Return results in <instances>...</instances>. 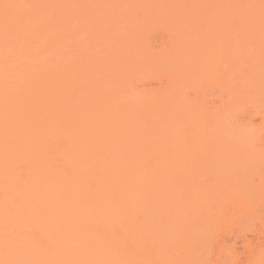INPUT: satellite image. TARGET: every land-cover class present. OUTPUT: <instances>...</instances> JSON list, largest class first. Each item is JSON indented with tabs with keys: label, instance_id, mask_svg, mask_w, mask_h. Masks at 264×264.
I'll use <instances>...</instances> for the list:
<instances>
[{
	"label": "bare ground",
	"instance_id": "1",
	"mask_svg": "<svg viewBox=\"0 0 264 264\" xmlns=\"http://www.w3.org/2000/svg\"><path fill=\"white\" fill-rule=\"evenodd\" d=\"M7 2L42 7L0 17V260L261 264V0Z\"/></svg>",
	"mask_w": 264,
	"mask_h": 264
},
{
	"label": "snow or ice",
	"instance_id": "2",
	"mask_svg": "<svg viewBox=\"0 0 264 264\" xmlns=\"http://www.w3.org/2000/svg\"><path fill=\"white\" fill-rule=\"evenodd\" d=\"M42 7L40 5H28V4H16L7 2V0H0V17L3 18L5 31L10 28L19 30L26 24L31 22V18L27 15L21 14V9H32ZM58 7H86V6H58ZM99 7V6H96ZM193 7H223V6H193ZM232 7L242 8H254L255 5H238ZM261 9V42L264 47V0H261L259 5ZM143 23V21L138 20ZM163 23V22H162ZM220 56L223 63H212L208 66V79L207 82L202 84V87L209 89H219L221 91L220 99L223 100L227 91L223 88L220 81L223 79L224 70L228 66V61L231 59V50L227 43H222L220 46ZM125 71H131V68H126ZM189 97L191 93H188ZM64 98L70 105H79L83 99V89L79 84H69L64 90ZM261 115H264L262 110ZM235 118V117H234ZM264 127V126H262ZM264 141V136H262ZM49 155L55 159L58 163L65 162V157L72 151V139L70 134H58L55 135L50 144L47 145ZM150 161H145V166H148ZM26 166L24 163H20L17 166L16 175L17 178L23 180L25 176ZM207 181L211 182L212 177H206ZM89 189L92 190V184L89 183ZM0 264H169L164 261H149V260H111V261H30V260H13L5 259L0 260ZM234 264H243V261L237 260ZM264 264V261L261 262Z\"/></svg>",
	"mask_w": 264,
	"mask_h": 264
}]
</instances>
